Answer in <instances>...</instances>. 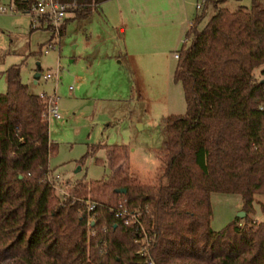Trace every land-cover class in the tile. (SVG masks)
Masks as SVG:
<instances>
[{
    "label": "trees",
    "instance_id": "1",
    "mask_svg": "<svg viewBox=\"0 0 264 264\" xmlns=\"http://www.w3.org/2000/svg\"><path fill=\"white\" fill-rule=\"evenodd\" d=\"M33 1L13 0L24 12ZM60 1L73 18L87 19L104 0ZM208 1L186 32L190 42L177 50L173 78L182 84L186 109L165 117L156 182L129 173L127 145L106 144L111 175L80 180L60 197L46 177L57 150L43 114L46 101L21 81L19 65L5 69L0 264H264V219L251 217L255 196L264 197V79L254 75L259 66L264 74V0L235 10L214 0V12L198 28ZM214 191L240 194L245 211L219 230L210 225ZM88 192L98 202L91 235L78 198ZM119 203L141 209L152 236L147 255L136 252L139 229L111 209ZM259 205L264 211V202Z\"/></svg>",
    "mask_w": 264,
    "mask_h": 264
},
{
    "label": "rangeland",
    "instance_id": "2",
    "mask_svg": "<svg viewBox=\"0 0 264 264\" xmlns=\"http://www.w3.org/2000/svg\"><path fill=\"white\" fill-rule=\"evenodd\" d=\"M149 1L104 0L87 19L73 18V12L67 11L59 36L53 34L51 23L36 20L32 26L30 12L17 8L0 12V93L7 88L5 69L17 64L30 92L54 97L61 117L49 115V136L57 145L49 167L68 182L64 186L68 190L80 180L96 182L111 175L106 144L128 146V171L136 181L159 180L165 117L186 109L182 84L173 78L174 53L184 40L190 42L186 32L203 7H196L200 0H158L153 6ZM212 1L198 28L214 12ZM0 4L14 2L0 0ZM217 5L249 8L251 0H217ZM121 25L125 34L119 32ZM137 37L144 54H135L131 64L123 40L132 49ZM50 41L54 46H49ZM261 67L254 69L257 79L264 78ZM47 72L51 76L44 78ZM86 197L95 199L90 192ZM255 197L251 217L258 221L264 219L259 205L264 197ZM210 199L214 230L241 210L238 193L214 191Z\"/></svg>",
    "mask_w": 264,
    "mask_h": 264
},
{
    "label": "built area",
    "instance_id": "3",
    "mask_svg": "<svg viewBox=\"0 0 264 264\" xmlns=\"http://www.w3.org/2000/svg\"><path fill=\"white\" fill-rule=\"evenodd\" d=\"M205 0L197 1L196 7L201 8L204 4ZM68 3L61 2L60 0H34L29 8L30 13H32V26H35L36 20L40 22L45 21L51 23L49 26L54 35H60V23L63 20L66 12ZM15 5H1L0 4V12H6L7 10L15 11ZM192 24V23H191ZM49 46H54V42L50 41ZM174 56L178 57V52L174 53ZM51 76V73L47 72L43 74L44 78H48ZM264 78H260L261 80ZM264 89V87H263ZM39 96L42 97L47 104V108L43 113L44 116L49 119V115H52L56 118H60L61 114L55 106V99L53 96L46 95L45 93H39ZM260 108L264 109V105L262 104ZM46 177L53 188L59 193L60 197L69 194V190L64 186L68 184L63 178L58 174H53L51 170L47 171ZM76 198V196H73ZM83 202L82 210L86 213V224L87 231L89 235L95 233L94 227L92 225L95 221L96 211L95 208L98 202L90 197H78ZM115 211V214L120 217L124 224H134L139 229V235L134 238V241L138 244V248L136 252L140 255H147L148 248L152 239V236L149 233V230L144 226L142 219V211L141 209H129L124 206L122 203H119L117 207H111ZM149 264H154L152 260H148Z\"/></svg>",
    "mask_w": 264,
    "mask_h": 264
},
{
    "label": "crops",
    "instance_id": "4",
    "mask_svg": "<svg viewBox=\"0 0 264 264\" xmlns=\"http://www.w3.org/2000/svg\"><path fill=\"white\" fill-rule=\"evenodd\" d=\"M148 1V0H147ZM158 2V0H150L149 2H148V4L150 3V5L152 4V6L153 5H155L156 3ZM142 3H144V2H141V4ZM146 4H147V2H145ZM107 18H108V16H106ZM119 32H121V33H124L125 34V32H126V28L123 26V25H121L120 27H119ZM135 40H137V43H136V45H135V47L133 46L132 47V49H130V47H129V42H127L128 40H123L124 41V44H125V48H127V51H126V56H125V58L131 63V64H134V62H133V58H134V55L135 54H144V51H143V47L141 46L140 48H139V46H138V43H139V38L137 37ZM118 55V54H117ZM49 120V119H48ZM50 137V136H49ZM51 139V138H50Z\"/></svg>",
    "mask_w": 264,
    "mask_h": 264
},
{
    "label": "water",
    "instance_id": "5",
    "mask_svg": "<svg viewBox=\"0 0 264 264\" xmlns=\"http://www.w3.org/2000/svg\"><path fill=\"white\" fill-rule=\"evenodd\" d=\"M39 73L37 72L36 73V75H38ZM245 214V211H243V210H240L239 212H238V215L239 216H243Z\"/></svg>",
    "mask_w": 264,
    "mask_h": 264
}]
</instances>
